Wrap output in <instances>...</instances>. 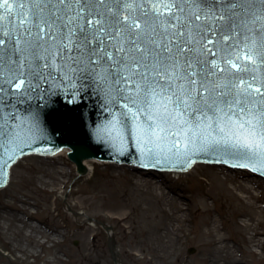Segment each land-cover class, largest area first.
<instances>
[{"label": "snow or ice", "instance_id": "1", "mask_svg": "<svg viewBox=\"0 0 264 264\" xmlns=\"http://www.w3.org/2000/svg\"><path fill=\"white\" fill-rule=\"evenodd\" d=\"M58 80L110 96L114 129L156 164L213 153L264 172V0H0V171L17 99Z\"/></svg>", "mask_w": 264, "mask_h": 264}, {"label": "rangeland", "instance_id": "2", "mask_svg": "<svg viewBox=\"0 0 264 264\" xmlns=\"http://www.w3.org/2000/svg\"><path fill=\"white\" fill-rule=\"evenodd\" d=\"M91 164V175L80 178L66 155L27 156L12 167L9 185L0 190V264H115L110 235L100 225L85 222V217L112 226L123 264H195L203 252L199 243L192 240L193 231L204 221L210 225L214 217L223 220L226 231L235 240L231 245L242 248L244 238L249 239L248 233L232 225L230 205L218 188L213 189L214 194L207 201L210 212L197 216L200 196L212 189L213 175L224 178L218 173V166L198 163L184 173L152 170L165 184V190L171 192L174 202L186 207L187 222L183 229L186 237L172 254L170 250H162L145 233V217L151 211L138 217L137 230L133 226L131 200L141 206L146 202V195L136 191L133 183L144 175V170L136 173L131 165ZM238 172L262 181L264 189V180L252 169L235 170V174L239 175ZM172 193L178 196L173 197ZM259 205L263 214H259L256 223L261 232L259 239L263 241L264 196ZM76 212L81 214L79 219L73 214ZM248 212L253 217L258 214L255 209ZM124 213L126 217L121 218ZM3 220L8 222L7 229L3 228ZM16 245L26 250H19ZM32 248L39 252L27 257ZM253 249L259 256H245L247 264H264V248ZM6 253L16 260L11 261ZM21 253L26 260L18 257Z\"/></svg>", "mask_w": 264, "mask_h": 264}, {"label": "water", "instance_id": "3", "mask_svg": "<svg viewBox=\"0 0 264 264\" xmlns=\"http://www.w3.org/2000/svg\"><path fill=\"white\" fill-rule=\"evenodd\" d=\"M7 111L5 109V114ZM15 111L19 117L17 123L23 121L24 128L21 130V139L17 141L19 147L14 161H10L9 166L0 171V189L9 183L11 168L21 158L28 155L53 156L65 148H70L68 156L83 175H88L83 161L90 159L135 165L133 170L136 173H140L142 167L145 169L144 176L151 178H158V174H153L152 170L187 172L198 162L241 168L233 166L236 161L232 157L213 153H199L191 157L194 162L190 164L186 160L176 159L164 160L161 164H156L155 159L146 158L142 154L127 122L114 129L113 124L116 119L114 114L121 111L117 102L105 92L82 88L79 84L74 88L66 81L53 82L50 90L46 91L42 98L33 95L24 103L17 99ZM0 157L7 158L2 148H0ZM145 164L148 166H144ZM255 167L257 170L253 171L264 176V172L259 170L260 166L257 164ZM243 169H252V167ZM260 174L259 177H262ZM88 220L94 219L88 217ZM98 222L102 226L105 225L102 221ZM110 246L114 260L119 264L120 258L114 253L116 245L112 239Z\"/></svg>", "mask_w": 264, "mask_h": 264}, {"label": "bare ground", "instance_id": "4", "mask_svg": "<svg viewBox=\"0 0 264 264\" xmlns=\"http://www.w3.org/2000/svg\"><path fill=\"white\" fill-rule=\"evenodd\" d=\"M69 151L70 148H65L51 157L68 156ZM49 157L50 156L46 158ZM83 162L87 168L88 175H83L76 166L79 178L91 175L93 169L92 162L107 163L97 159L85 160ZM218 170V173L224 175V178H220L218 174L213 175V183L211 184L212 189L207 190L200 196L196 209L197 216L203 217L206 213L210 212V209L207 207V201L214 194L213 189L218 188L219 192L230 205L229 212L232 217V225L248 233L250 236L248 237L249 239L244 238V244L246 246L243 245L242 248H239L235 244L231 245V242H235V240L226 231L222 219L214 217L210 225L208 222L204 221L203 225L196 227L192 234V240L199 243L203 252V255L196 259L195 264H247L245 256L249 255L256 258L259 256L258 252L255 251L253 247L264 248V239L263 241L259 239L261 232L258 231L257 227L259 224L256 223L259 214H263V207L259 205V202L264 196L263 183L250 176V174L243 175L238 172L239 175H237L235 174V170L231 171L229 167L225 165L218 166ZM227 171H230L231 174H227ZM261 178L264 180V177ZM164 185L165 184L162 183L161 180L151 178V176L141 175L137 177L133 186L136 191L146 195V202L145 205L141 206L135 199H132L133 213L131 217L134 224L133 226L137 230L139 226V222L137 221L138 217L143 213L151 211V213L145 217V233L147 237L150 240L157 241L162 250H170L172 254H175L178 247L181 246L183 239L186 237V235L183 234L184 224L187 222V215L185 213L186 207H184L183 204L174 202L173 198L169 195L171 192L166 191ZM172 195H174L173 197L178 196L175 193H172ZM250 209L257 210L258 214L256 217H253L248 212ZM223 214H226V212H223ZM75 217L79 219L81 216L75 215ZM124 217H126V214H121V218ZM84 221L89 222L87 217H85ZM90 223L93 226L97 224L100 225L96 221H90ZM2 225L4 229L8 228V222L6 220L2 221ZM101 227L108 232L111 239H114L112 226L110 224L105 223V225ZM27 235L30 236V234ZM11 236L13 237L12 234ZM16 246L19 250H26L25 247ZM38 252L37 249L32 248L27 253V257H34ZM114 253L120 258L119 264H123L117 246L114 249ZM6 255L10 257L8 253H6ZM18 257L27 259L25 254L22 253L18 255ZM10 259L11 261L16 260L11 257Z\"/></svg>", "mask_w": 264, "mask_h": 264}]
</instances>
